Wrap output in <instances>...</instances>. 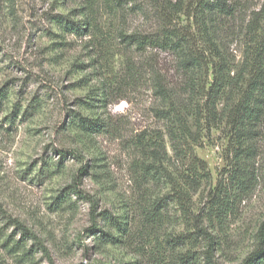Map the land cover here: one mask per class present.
<instances>
[{"label":"rangeland","instance_id":"obj_1","mask_svg":"<svg viewBox=\"0 0 264 264\" xmlns=\"http://www.w3.org/2000/svg\"><path fill=\"white\" fill-rule=\"evenodd\" d=\"M263 1L213 19L231 85L210 127L180 56L128 43L156 32L152 0H0V264H240L264 218ZM254 74L246 187L207 221L233 153L227 108ZM175 109L193 136L174 149Z\"/></svg>","mask_w":264,"mask_h":264},{"label":"trees","instance_id":"obj_2","mask_svg":"<svg viewBox=\"0 0 264 264\" xmlns=\"http://www.w3.org/2000/svg\"><path fill=\"white\" fill-rule=\"evenodd\" d=\"M237 1L239 0H152V5L155 6L153 13L159 21L156 32L153 34L135 32L127 36L128 43L135 44L139 50L150 46L172 51L180 56L179 67L191 71L189 96H200L205 112L204 119L210 123L208 124L210 127L220 122L217 108L220 100L224 98L226 89L231 85L227 62L213 42L212 36L217 31L213 19L232 15L239 5ZM261 6L260 14L263 15L258 18L260 24L256 26V30H260V43L264 40V1ZM181 15L190 19V23L182 24L179 21ZM58 22L62 23L65 29L78 33L84 31L82 26L67 17H61ZM209 74L212 76L210 82L207 80ZM253 76L240 97L227 108L226 124L231 131L233 153L231 160L228 161L225 179L218 181L210 194L209 206L204 214L207 221L220 222L246 187L249 169L245 158L251 154L246 140L251 133L249 126L257 120L261 103L257 95L259 85L262 84L261 76L255 74ZM202 79L204 81L200 84ZM168 121L169 137L174 143V149L177 146L182 147L186 138L193 136L188 122L178 109L173 111ZM199 167L200 165L193 169L197 170ZM200 234L209 248L214 245V237L211 234L202 230ZM255 237L256 247L240 264H264V218Z\"/></svg>","mask_w":264,"mask_h":264}]
</instances>
